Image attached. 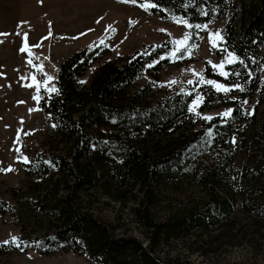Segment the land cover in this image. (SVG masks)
<instances>
[{
  "label": "rangeland",
  "instance_id": "374dc122",
  "mask_svg": "<svg viewBox=\"0 0 264 264\" xmlns=\"http://www.w3.org/2000/svg\"><path fill=\"white\" fill-rule=\"evenodd\" d=\"M231 11L206 23L207 31L193 32L173 21L160 20L138 4L122 0H0V34H6L0 35V167L14 169L0 172V201L14 209V215L9 212L0 215V264H98L70 249L41 255L24 249L23 245L17 248L4 243L13 236L34 240L55 232L59 224L42 208L63 197L65 189L72 184L71 176L46 163L43 157L45 167L38 172L33 163L18 162L21 156L32 161L40 155L72 159V147L53 137L39 109L40 102L56 92L51 90L56 89L59 65L79 50L103 47L99 46L103 40L107 53L81 79L85 82L94 67L131 56L147 46L168 45L167 53L158 61L167 59L173 48L171 42L182 40L188 31L192 32L189 43L194 46L193 54L189 57L181 53L184 58L175 61L167 59L169 64H163L158 71L148 67L133 81L131 90L148 84L152 97L170 91L192 93L193 100L202 97L196 112L189 111L194 123L209 122L202 117L223 122L228 118L223 113L231 110L232 114L235 104L241 106L240 121L221 145L231 149V161L228 174L218 182L229 187L214 190L219 199L228 201L230 214L215 226L195 228L188 236L170 238L168 242L161 240L158 256L184 259L191 264H264V228L258 223L253 204L250 212L245 207L255 199L264 204V178L240 182L237 177L245 164L264 166V130L260 127L264 119V63L255 62L247 69L252 72L251 77L241 73L239 77L225 79L212 66L221 62L223 54L211 48L208 39L212 32L224 34ZM25 34L31 57L20 51ZM261 55L264 57V47ZM207 68L221 80L208 77ZM224 71L232 72L229 66ZM193 72L225 87L243 85L245 90L216 91L210 85L196 83L198 76ZM33 77L40 85L39 90ZM48 77L52 80L48 81ZM172 80L177 83L170 85ZM189 80L194 83L189 84ZM207 87L216 95L201 109L203 90ZM37 96L39 100L34 98ZM129 137L132 144L151 153L158 141L164 143L170 136H149L142 132ZM217 147L211 153L217 152ZM205 162L197 163L199 168L193 176L187 175L177 182L156 179L148 187L149 199H146L139 188L130 191L121 186L112 168L119 162L113 156L104 154L100 160L85 155L78 164L88 165L91 188L78 193L76 203L83 212L108 226L115 237H133L145 244L150 230L144 224L143 214H137L136 210H147L148 221L155 225L195 205H203L209 197L206 188L199 185L197 175ZM247 184L252 187L243 188Z\"/></svg>",
  "mask_w": 264,
  "mask_h": 264
},
{
  "label": "trees",
  "instance_id": "16d2710c",
  "mask_svg": "<svg viewBox=\"0 0 264 264\" xmlns=\"http://www.w3.org/2000/svg\"><path fill=\"white\" fill-rule=\"evenodd\" d=\"M141 2L137 0L136 4ZM150 2L157 7L148 12L157 15L160 20L172 22L179 17L192 25L210 23L232 10L225 26L222 47L243 60L247 69L255 62L264 63L261 55L264 47V0ZM168 49V45L147 46L131 56L105 62L94 67L85 82L81 79L95 64L101 62L107 49L84 48L59 65L57 91L42 100L39 109L53 137L70 144L74 153L71 160L40 155L33 160V165L38 172L45 167V159L51 161V166L71 176L72 184L65 189L63 197L42 208L48 217L59 224L56 231L34 240L19 237L24 242V249L35 250L41 255L70 249L98 264H191L179 258H160L158 248L161 240L168 242L170 238L188 236L195 228L215 226L229 217L228 201L219 199L214 190L217 187H229V184L218 182L228 174L231 161V149L221 145L240 121L241 106L235 104L231 116L223 122L194 123L190 120L191 113L188 110L193 100L192 93L189 95L186 92L170 91L152 97L151 86L148 84L132 91L133 81L149 64L165 55ZM163 64H169V61L162 59L149 68L158 71ZM229 70L246 73L245 68L239 64L229 66ZM206 75L221 80L209 68L206 69ZM215 95L211 88H205L200 108H206ZM260 127L264 130V119ZM142 132L149 136L170 137L164 143L158 141L149 153L130 141V134ZM208 133H212V136L209 137ZM216 146L217 152L211 153ZM104 154L113 156L119 162L113 164L112 168L121 186H126L130 191L139 188L146 199H149L148 187L156 179L177 182L187 175L193 176L199 168L197 163L201 165L206 160L197 180L202 188H206V197L209 199L203 205H195L155 225L148 221L147 210L141 211L139 208L136 212L143 214L144 224L150 230L146 243L133 237L117 238L108 226L94 215L83 212L76 203L78 193L91 188L92 179L87 172L88 165H79L78 161L85 155L101 160ZM237 177L240 182H254L264 178V166L245 164ZM243 186L246 189L252 187L250 184ZM251 204L255 208L259 225L264 228V204H260L257 199L252 200L249 205H245L248 212L251 211ZM6 212L14 215L13 207L0 201V215ZM16 220L15 225H18Z\"/></svg>",
  "mask_w": 264,
  "mask_h": 264
},
{
  "label": "snow or ice",
  "instance_id": "6c2138e0",
  "mask_svg": "<svg viewBox=\"0 0 264 264\" xmlns=\"http://www.w3.org/2000/svg\"><path fill=\"white\" fill-rule=\"evenodd\" d=\"M122 2H130L133 4L137 3V0H122ZM139 7H142L145 11H149L151 8H155L157 7V5H155L154 3H151L150 0H142V2L140 4H138ZM207 14V13H205ZM174 23H177L179 25H182L188 29H196L197 31H207L208 25L207 24H202V25H192L190 24L186 19L184 18H175L173 20ZM0 35H6V34H0ZM192 37V32L188 31L184 34V38L182 40H177V41H172V51L169 54V56L167 57V59L175 61L176 59H183L184 55L187 56H191L193 54V48L194 46L192 44L189 43V41L191 40ZM74 38H78V37H74ZM208 39H209V43H210V47L213 49H216L217 51L221 52L223 54V59L221 60V62L216 65L213 64V69L217 72L218 75L224 77L225 79H228L230 76H236L239 77L241 75L240 71H232V72H228V71H224V69L227 66H231L233 64H239L241 66H243L245 68L246 71V75L251 77L252 76V72L251 71H247V66L245 65V62L243 60H240L232 51H229L226 47H222V45L224 44V37L220 32H212L209 33L208 35ZM24 46L20 49V51L22 53L27 52L29 54V56L31 57V52L29 50V46L27 44V35L25 34L24 36ZM37 47L39 45H36ZM99 46H103L106 47L107 45L105 44V42L102 40L100 41V45ZM181 53H183L184 55H181ZM29 63L31 64V60H29ZM157 63H159V61H157ZM152 64H149V67H152ZM42 70V69H41ZM193 75H197L198 76V80L196 81V83H201V84H207L212 86L213 88H215L216 91H222V92H230L233 90H238V91H244V87L243 85H235L233 88H229V87H225L224 85H221L219 83H216L214 81H210V80H205L203 78L202 75H199L195 72H193ZM33 82H34V86L37 87V90H39L40 85L38 83H36L35 81V77L32 78ZM48 81L52 80V77H48L47 78ZM177 83V81L172 80L169 82L170 85H175ZM189 84H193L194 82L192 80L188 81ZM164 86V85H161ZM46 90L47 87L45 86ZM51 91L55 92L57 91L56 89H52ZM189 95H191V93H188ZM35 99L39 100L40 97H34ZM202 102V97L200 96H196V98L193 100L191 107H189V111L190 112H196V108L198 107V105ZM243 103H247V101H244ZM231 115V110H229L228 112L223 113L224 117H229ZM203 119L207 120V121H211L212 117H202ZM53 127H55V125H53ZM209 137L212 136V133H208ZM234 142V141H233ZM16 151L19 153V149H16ZM18 162H22L25 164H32L34 163L29 157L26 156H21L20 160ZM46 163L51 164V161H45ZM14 171V169L9 166L8 168H3L0 167V172H11ZM5 244L11 243L14 246H16L17 248H20L21 245L24 243L23 241L20 240V238L13 236L11 238L10 241H4Z\"/></svg>",
  "mask_w": 264,
  "mask_h": 264
}]
</instances>
